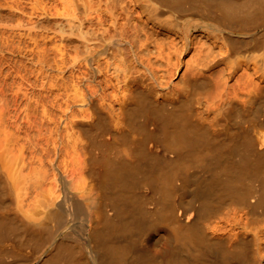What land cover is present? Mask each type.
Wrapping results in <instances>:
<instances>
[{
  "label": "bare ground",
  "instance_id": "obj_1",
  "mask_svg": "<svg viewBox=\"0 0 264 264\" xmlns=\"http://www.w3.org/2000/svg\"><path fill=\"white\" fill-rule=\"evenodd\" d=\"M0 264H264V0H0Z\"/></svg>",
  "mask_w": 264,
  "mask_h": 264
}]
</instances>
